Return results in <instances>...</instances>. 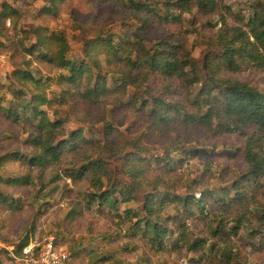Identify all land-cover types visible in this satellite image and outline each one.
Wrapping results in <instances>:
<instances>
[{
	"label": "rangeland",
	"instance_id": "obj_1",
	"mask_svg": "<svg viewBox=\"0 0 264 264\" xmlns=\"http://www.w3.org/2000/svg\"><path fill=\"white\" fill-rule=\"evenodd\" d=\"M2 2L16 8L19 18L14 28L7 24L8 22L2 26L0 24L2 41L0 46L5 49L0 48V56L1 54L5 56L4 61L0 60V107L10 105L12 88L34 89L43 93L49 100L48 104L40 106V109L44 110L50 119L60 121L65 132L64 137L71 131L80 130L82 137L91 141L79 155L71 156L63 152L60 162L48 164L42 169L32 168L26 159L17 160L15 157L5 161L3 165L0 164V175L4 178L10 175L16 179L29 175V182L26 185L21 187L17 185L15 189V185L7 184L6 189L13 191L10 197L16 200L14 207L10 203L0 202V264L17 263L19 250L16 252L14 250L24 236L27 235L28 240H36L50 234L55 237L57 246L71 252L78 264H204L205 261L210 264H228V260L231 262L229 257H226V250L222 254L211 250L209 218L198 213V209H194L196 213L193 216L186 217L190 229L188 228L185 236L188 241H193L199 236L205 239L201 248L204 250L202 258L199 252L190 249L189 243L183 238L178 242L181 245L179 249H175L170 243L166 248H156L142 235H133L129 232V224H125L123 220L125 209L131 208L142 217L141 204L118 203L107 213V208L99 209L94 203L93 206L90 204L91 211H84L85 204L81 202V198L87 192L95 174L89 169L84 177L72 183L71 179L64 176V171L67 173L65 168H69L71 162H76L78 166L85 164L82 158L91 154L92 160H98L112 171L115 168L117 170L119 164L123 166V173L117 175L125 180L144 182L143 187L158 184L156 193H162L169 187L172 192L182 194L194 178H200L203 183L193 186L195 197L200 196L204 184L208 185L213 194L208 197L207 208L210 212L217 210L222 213L217 209L218 202L230 206L231 201L228 199L235 192L231 189L227 198L222 200L219 198L220 190L228 187L231 181L237 180L245 170L241 152L235 155L230 152L231 148L242 147L241 135L218 133L214 128L209 130L202 126L182 128L180 124H177V128L171 126L167 130L156 129L145 115L150 106L142 104L143 99L147 98L144 93L147 83L126 84L123 97L118 96L116 99L111 96L110 99L94 101L95 103L79 96L77 88H71V91L62 94L57 81L59 74H65L66 71L36 58L25 50L41 36L45 38L46 49L54 53L58 45L55 36L59 34L69 43L68 56L78 59L82 55L79 40L82 30L84 33H90L96 28H102L105 32L118 33L123 30L121 25L122 20H125L129 22L132 33H136L139 31V23L135 21L134 14H130L119 4L94 0H0V8ZM247 3V0L237 2L225 0V4L229 6L223 9L222 16L218 11L207 15L191 7L190 13L182 14L180 24L155 26L153 30L150 28L149 34L144 33L142 39L148 48H152L153 43L147 38H152V35L162 36L169 32L168 29L173 28L190 58L201 68L207 49H219L217 39L220 32L229 36L241 26L238 13L240 12L244 19L252 13ZM44 6H53L56 11L44 12ZM28 69L33 76L37 74L46 76L43 79V81L47 79L46 82L39 85L30 80H21L17 71ZM219 76L247 82L264 92V71L253 65L242 62L239 70H223ZM108 78L111 80V86L121 82L118 79L120 75L117 74L108 75ZM158 80L162 84V79L157 78L152 86L156 87ZM198 87L199 85L194 84L176 94V98L192 111ZM32 93L33 91L26 89L27 98ZM119 99L125 102V105L115 101ZM130 101H135V105L131 106ZM11 102L16 103V99H12ZM26 136L22 124L19 127L13 126L0 114V154L14 151L23 155L30 154L33 148L22 144ZM179 140L184 141L183 144L179 145ZM183 145L184 150L203 146L208 148L209 154L188 157L180 151ZM176 147L178 150H175ZM259 148H262L264 154V142ZM132 152L160 159L167 157L165 154L168 152L174 160L185 158L182 163L171 165L173 170L163 169L154 172L148 166L139 165L142 170L144 168V173L137 177V181L130 174L135 171L134 161L130 158L122 161L125 154L130 155ZM155 165L151 168L154 169ZM58 171H62V175H56ZM260 181L262 182V179ZM240 189L247 195L245 199L249 212L252 209L256 210V215L250 217L247 213L243 216L246 219L249 216L252 222H245V225L238 229L237 235L231 237L237 241L235 247L239 252L236 260L239 264H264V221L257 219L264 210L263 188L251 181L245 185L241 184ZM80 206L82 212L79 215L67 217L71 208L79 210ZM114 209L118 210V213H115ZM235 209V206L229 211L226 208L223 214L227 213V217L232 218ZM118 215L123 217H117ZM182 217L179 215L176 220L170 222L172 232L170 240L178 236L174 235L178 228L176 224ZM255 228L260 229L261 234L258 237H255L257 234H249V230ZM225 239L218 240L220 246L226 245ZM227 243L232 244L230 241Z\"/></svg>",
	"mask_w": 264,
	"mask_h": 264
},
{
	"label": "trees",
	"instance_id": "obj_2",
	"mask_svg": "<svg viewBox=\"0 0 264 264\" xmlns=\"http://www.w3.org/2000/svg\"><path fill=\"white\" fill-rule=\"evenodd\" d=\"M94 1L119 4L130 14H134L135 21L139 23V31L133 34L129 22L125 20H122L123 30L118 33L105 32L102 28H96L90 33H84L82 30L79 35L82 55L78 59L68 56L70 47L64 36L59 34L55 36L58 45L54 53L46 49L45 38L39 36L36 42L27 46L25 50L36 58L66 71L65 74L58 76L57 85L60 92L68 93L71 88H77L78 95L84 100L96 102L110 99L111 96L116 99L118 96L123 97L126 84L147 83V88L144 91L147 98L143 99L142 104L150 106L145 115L156 129L167 130L171 126L177 128V124H180L182 128L202 126L209 130L214 128V131L218 133L240 134L243 139L242 147L231 148L230 152L232 151V155L241 152L245 170L237 180L231 181L228 187L220 190L219 198L222 200L227 198L231 189L235 192L228 199L231 201L230 206L225 205L224 202H218L217 209L222 213L217 210L210 212L207 208L208 197L213 194L208 185L204 184L200 196L195 197L193 186L203 183L200 178H194L185 187L182 194L172 192L169 187L165 188L162 193H156L158 184L143 187L144 182L136 183L134 179V181L125 180L122 176L117 175V173H123V166L119 164L117 170L115 168L112 171L109 167H104L98 160H92L91 154L82 158L85 160V164L78 166L76 162H71V166L65 168L67 173L64 171V176L71 179L72 183H76L86 175L89 169L94 172V180L91 181L87 192L81 198V202L85 204L84 211H91V205L93 206L94 203L99 209L107 208V213L112 211V207L118 203L141 204L142 217L131 208L125 209L124 217L117 216L123 217L124 223L129 224V232H132L133 235H142L156 248H166V245L170 243L175 249H179L181 245L178 242L183 238L189 243L190 249L199 252L202 258L204 250L201 248L204 246L205 239L199 236L195 237L193 241H188L185 236L189 228L186 217L193 216L196 213L194 209H198V213L209 218L208 228L212 236V239L209 238L211 250L221 254L226 250V257L228 256L231 260V262L228 260V264H239L236 260L239 252L235 247L237 241L231 237L237 235L238 229L245 225V222L251 223L250 217L256 215V210L252 209L249 212L245 199L247 195L240 189V186L254 181L257 185L262 186L264 193V154L261 151L262 148H259L264 142V92L247 82L220 77L219 73L223 70L237 71L241 68L242 62L264 71V0H247V5L252 9V13L244 19L239 12L238 19L241 26L237 27L229 36L220 32L217 39L219 49H207L201 68L197 67L195 61L190 58L183 42L176 37L173 28L168 29L169 32L162 36L146 37L153 43L152 48H148L144 44L142 35L149 34L150 28L153 30L155 26L180 24L182 14L190 13L191 7H195L196 11L203 14L208 15L218 11L221 15L223 9L229 6L225 4L224 0ZM43 10L50 13L56 11L53 6H44ZM18 18L19 12L16 8L6 2L1 3V26L9 21V24L14 28ZM1 43L2 41H0ZM4 46L6 45L4 44ZM0 48L5 50L1 46ZM17 73L21 80H30L39 85L47 80L43 81L46 76L40 74L33 76L29 69L18 70ZM111 74L120 75L118 79L121 82L111 86V80L108 78V75ZM157 78L162 79V84L158 80L156 87L152 86L153 82L156 83ZM166 81L168 82L166 83ZM194 84L199 87L193 100L194 111H192L176 98V94ZM26 89L33 91L29 98L26 97ZM26 89L12 88L10 93L12 99H16V103L11 102V99L9 106L0 107V114L13 126L19 127L22 124L27 133V138L22 144L33 149L31 148L28 155H23L18 151L4 152L0 154V164L3 165L5 161L15 157L17 160L26 159L27 164L32 168L42 169L48 164L60 162L63 152H67L71 156L83 152L82 150L91 140L82 137L80 130L71 131L67 137H64L65 132L61 128L60 121L50 119L47 113L40 109V106L48 104L49 100L46 96L34 89L27 87ZM115 101L125 105V102L120 99ZM129 104L134 106L135 101H130ZM183 142L178 141L179 145ZM184 147L185 145L180 148V151L188 157L209 154L208 148L203 146L199 148L195 146L187 150H184ZM110 150L109 146L108 151ZM175 150L178 148L176 147ZM165 155L167 157L160 159L132 152L130 155L125 154L122 161H126L128 158L134 161L135 171L130 174L138 181L137 177L144 173V168L142 170L139 165L148 166L154 172L163 169L173 170L171 165L180 164L185 158L174 160L172 156L168 155V152ZM154 165L155 168H151ZM56 175H62V171L56 172ZM28 182L29 175L16 179L11 178L10 175L7 178L0 175V202L10 203L14 207L16 200L10 197L13 191L6 189L7 184L15 185L16 189L17 185L21 187ZM60 201L62 200L60 199ZM78 204L80 205V202ZM234 206L236 209L232 218L227 217V213L223 214L226 208L229 211ZM115 209L113 211L118 213V210ZM81 212V206L79 210H75L73 207L67 217H72L74 214L79 215ZM247 213L250 217L243 218ZM179 215L183 217L176 224L178 234L174 235L178 236L174 240H170L172 235L170 222L176 220ZM257 219L264 221V210L257 216ZM249 234H257L255 237H258L261 232L260 229L255 228L250 229ZM220 238H226L225 246L219 245ZM29 241L26 235L15 248V252L19 250V258L22 256L23 247ZM229 241L232 244H228ZM55 244L57 245L56 239ZM16 262L19 264L20 261ZM204 264L210 263L205 261Z\"/></svg>",
	"mask_w": 264,
	"mask_h": 264
},
{
	"label": "built area",
	"instance_id": "obj_3",
	"mask_svg": "<svg viewBox=\"0 0 264 264\" xmlns=\"http://www.w3.org/2000/svg\"><path fill=\"white\" fill-rule=\"evenodd\" d=\"M230 1L237 2L238 0ZM0 58L2 61L5 60L3 54ZM18 260L19 264H78L71 252L55 244V237L51 234L41 239L30 240L23 247L22 256Z\"/></svg>",
	"mask_w": 264,
	"mask_h": 264
}]
</instances>
